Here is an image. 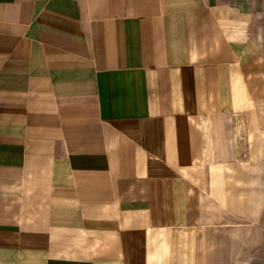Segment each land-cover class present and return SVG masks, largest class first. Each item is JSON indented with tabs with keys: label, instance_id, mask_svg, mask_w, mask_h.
<instances>
[{
	"label": "crops",
	"instance_id": "0c3cea01",
	"mask_svg": "<svg viewBox=\"0 0 264 264\" xmlns=\"http://www.w3.org/2000/svg\"><path fill=\"white\" fill-rule=\"evenodd\" d=\"M0 264H264V0H0Z\"/></svg>",
	"mask_w": 264,
	"mask_h": 264
},
{
	"label": "bare ground",
	"instance_id": "6f19581e",
	"mask_svg": "<svg viewBox=\"0 0 264 264\" xmlns=\"http://www.w3.org/2000/svg\"><path fill=\"white\" fill-rule=\"evenodd\" d=\"M241 82H242V81H241ZM235 83H236V82H235ZM239 84H240V83H239ZM234 85H235V84H234ZM236 86H237V85H236ZM243 86H244V85H243ZM242 91H243V90H242ZM245 94H246V93H245ZM245 94H244V95H245ZM237 95H238V94H237ZM235 97H236V95H235ZM245 100H246V99H245ZM247 101H248V100H247ZM196 156H197V155H196Z\"/></svg>",
	"mask_w": 264,
	"mask_h": 264
}]
</instances>
